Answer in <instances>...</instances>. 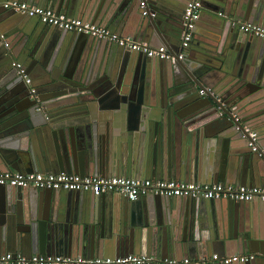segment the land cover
I'll return each instance as SVG.
<instances>
[{"label": "water", "instance_id": "1", "mask_svg": "<svg viewBox=\"0 0 264 264\" xmlns=\"http://www.w3.org/2000/svg\"><path fill=\"white\" fill-rule=\"evenodd\" d=\"M7 1L42 6L174 52L187 2L0 5ZM205 1L201 15L208 8L213 18L203 26L200 15L176 63L0 7V171L264 187V153L252 151L246 132H256L264 148V39L231 25L264 27V0ZM15 63L25 69L29 86ZM104 200L90 192L0 186V255L203 259L219 252L255 253L254 260L233 264L264 260V210L249 230L235 220L246 203L150 194L131 202L133 210L120 201L107 207Z\"/></svg>", "mask_w": 264, "mask_h": 264}, {"label": "built area", "instance_id": "2", "mask_svg": "<svg viewBox=\"0 0 264 264\" xmlns=\"http://www.w3.org/2000/svg\"><path fill=\"white\" fill-rule=\"evenodd\" d=\"M3 9L24 15L28 18H36L41 23L56 27L61 30L71 31L93 38L111 42L121 48H127L134 52H139L149 58L169 60L171 63L182 61L185 51L192 40V33L196 22L199 20L202 11V0H187L182 14V35L177 52L172 51L166 45L153 48L147 43L137 42L129 38H124L111 32L105 27L84 22L81 19L70 18L57 14L51 10L35 7L17 1H7L0 5ZM143 8V2L140 5ZM154 13L150 15L153 16ZM142 15H147L143 11ZM218 16L229 19L225 15ZM231 25L239 26V29L247 34L255 35L264 39V27L249 22L233 21ZM2 38V36L0 35ZM14 66L18 69V74L26 85L29 86L30 79L25 74V69L18 63ZM31 98L39 103L35 89L29 87ZM209 92V90L207 89ZM205 91H200L204 95ZM37 111L40 108L36 109ZM235 117V115H234ZM250 142L248 145L253 152L264 153V148L258 145L257 133L248 131ZM0 186H8L18 189L30 190H63L90 192L93 196H101L112 193L120 195L130 202L137 201L147 195H158L167 198H186L204 200H228L233 202H264V188L245 187L233 184H201L185 183L174 180H139L127 177L110 176L107 178L86 176L80 177L75 174L59 173H19L14 171L0 172ZM255 259L253 254H239L232 256H219L211 254L203 259H160L152 256L126 255L115 258H86V257H63L33 255L24 257L4 253L0 255V264H233L245 263Z\"/></svg>", "mask_w": 264, "mask_h": 264}, {"label": "crops", "instance_id": "3", "mask_svg": "<svg viewBox=\"0 0 264 264\" xmlns=\"http://www.w3.org/2000/svg\"><path fill=\"white\" fill-rule=\"evenodd\" d=\"M206 2H208V4L210 3L209 0H206L205 1V4ZM22 3H26V2H22ZM28 4V3H26ZM30 5V4H28ZM31 6H35V7H40V8H44V9H48V8H45V7H42V6H38V5H31ZM50 10V9H48ZM213 12L208 8H206V11L201 15V18L200 20L198 21V24H203V26L206 25L205 22L203 21H207L209 19H212L213 16H212ZM64 15V14H62ZM66 16V15H65ZM69 17V16H68ZM70 18H75V17H70ZM231 18V17H230ZM75 19H79V18H75ZM8 19H6L7 21ZM202 20V21H201ZM33 23H36L37 20H29V22H32ZM246 22V21H244ZM88 23V22H87ZM197 24V25H198ZM8 25V23H7ZM262 26V25H261ZM197 30L201 31L203 30V28H201V26H197L196 27ZM7 30V29H6ZM110 30V29H109ZM111 32H114V31H111ZM116 33L117 35L121 36V37H124V38H129V39H132V37H129V36H123L121 35V33L119 32H114ZM133 40V39H132ZM138 42V41H137ZM142 43H147L148 45H150L151 47L153 48H157V46L155 45H152L148 42H142ZM260 142L262 143V140H260ZM264 146V145H263ZM1 172V171H0ZM40 173V172H38ZM119 177H123V176H119ZM143 180H150V179H143ZM171 180H174V181H180V182H183L181 180H175V179H171ZM186 183H195V182H186ZM231 184V183H230ZM241 186H245V185H241ZM245 187H249V186H245ZM258 188H264V187H258ZM17 191V190H16ZM19 191V190H18ZM18 193H21L20 191ZM105 196V200H104V203L107 207H111V206H115V205H118L117 203H119V201L121 203H124V205H127V207H129L130 209H135L136 208H133L135 206H131V202L130 201H123L121 196L117 195V194H112V193H108V194H104ZM120 197V198H119ZM175 201H178V200H175ZM135 202V201H134ZM225 203V202H224ZM136 205V204H135ZM261 210H264V206H262V204H260L259 202H251V203H246V204H242V209L239 210L236 214V217H235V220L238 221L237 224L240 226V227H244V229H251L255 226H257L256 223H260V219H261V213L262 211ZM132 211V210H131ZM133 213H135L133 211ZM233 216V215H232ZM240 222V223H239ZM211 254H217L219 256H232V255H239L238 253H232V254H222V253H219V252H214V253H211ZM243 254H253L255 255V253H243ZM128 255H135V254H128ZM141 256H145V255H141ZM209 256V255H208ZM206 256V257H208ZM73 257H76V256H73ZM117 257V256H116ZM119 257V256H118ZM204 257V258H206ZM96 258H113L111 256H106V257H96ZM157 258V257H156ZM185 258H189V257H184L182 259H185ZM161 259V258H160ZM172 259H177V258H172ZM190 259V258H189ZM177 260H181V259H177ZM260 264H264V260H257Z\"/></svg>", "mask_w": 264, "mask_h": 264}]
</instances>
